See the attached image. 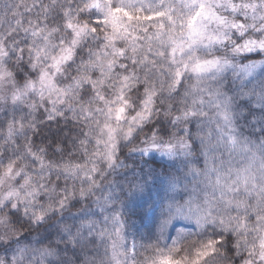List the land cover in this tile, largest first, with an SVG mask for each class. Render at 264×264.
<instances>
[{
    "label": "snow or ice",
    "instance_id": "6c2138e0",
    "mask_svg": "<svg viewBox=\"0 0 264 264\" xmlns=\"http://www.w3.org/2000/svg\"><path fill=\"white\" fill-rule=\"evenodd\" d=\"M3 7L5 16L10 12L14 20L8 32L0 34V84L12 80L14 87L11 96L4 100L11 111L0 121V142L12 146L17 156L25 151L42 169L44 149L33 148L28 143L29 136L39 135L57 123L66 115L65 109L72 113L73 121L83 122L87 128L84 136L92 138L98 148L103 146L111 167L117 162L119 138L132 137L136 127L153 115L158 83H167L169 92H175L182 86L185 74L190 72L196 77L192 87L195 94L200 91L202 78L209 74L238 67L239 74L247 79L264 68V60L234 66L228 60L204 59L198 54L201 47L227 43L236 34L239 39L233 45L235 54L259 56L264 53V0H83L75 14L71 9L58 10L56 0L49 4L20 0L16 5L5 3ZM89 17L93 19H87ZM61 31L70 37L69 41L57 39ZM250 33L258 35L253 37ZM89 35L102 36V39L89 49L76 71L68 75V69L77 61L81 43ZM26 57L39 75L35 80L28 79L17 85L10 70L12 61L22 62ZM136 91L142 93L139 110L125 127ZM243 95L251 97L253 93ZM33 97L40 103L34 102ZM206 103L216 109L211 121L215 125V136L211 129L198 133L205 146L206 166L203 170L190 169L189 174L199 180L191 188L188 199L169 204V217L160 231L166 232L176 219L190 222L201 232L212 225H219L221 231L206 240L191 243L196 233L180 229L175 238L163 246H144L153 250L145 264H206L223 246L224 240L216 237L223 236L224 232L230 234L229 251L239 255L237 264H264V143L254 144L236 135L233 98L220 89L210 93L207 101L193 95L191 107L177 115L176 121L207 117L206 111L199 110ZM256 104L264 109V94L256 95ZM38 111L39 118L35 117ZM44 117L46 124L41 125L38 119ZM252 123L264 124V115L254 118ZM21 137L25 141L23 146ZM80 144L87 153L88 140L81 139ZM145 145L142 152L158 151L169 159H175L180 151L186 157L190 155L191 145L183 139L162 144L153 135L151 142L145 141ZM220 146H226L230 155L235 154L239 163L230 161L225 167L221 162L218 167ZM80 168L81 165L71 162L63 165L64 171L73 175ZM14 173L23 175L24 169L12 159L0 180L12 178ZM85 175L92 179L88 173ZM30 182L28 177L25 185ZM169 185L172 191L181 189L179 178L170 180ZM13 195L19 193L9 192L7 198ZM80 195L83 197L85 193L81 191ZM66 199L67 196L60 201L61 206ZM36 219L42 221L44 213ZM118 221L120 218L114 216L113 223ZM93 228L91 220L81 223L82 230ZM80 236L81 232L77 231L73 241ZM100 236H104L103 231ZM117 236L123 240L119 233ZM189 243L191 246L186 247ZM27 251L21 249L19 257L23 259ZM35 251L42 262L56 255L55 249L50 247ZM131 251L135 256V243ZM124 254L113 241L112 264H121Z\"/></svg>",
    "mask_w": 264,
    "mask_h": 264
},
{
    "label": "clouds",
    "instance_id": "9594fccd",
    "mask_svg": "<svg viewBox=\"0 0 264 264\" xmlns=\"http://www.w3.org/2000/svg\"><path fill=\"white\" fill-rule=\"evenodd\" d=\"M19 2L20 0H0V34L7 33L14 20L10 12L5 16L3 5H16ZM25 2L30 4L32 0ZM40 2L49 4L51 0ZM82 4L83 0H56L58 10L71 9L74 14ZM250 35L255 37L258 33ZM57 39L69 41L70 37L61 31L57 34ZM101 39L102 36L89 35L81 43L77 61L68 69V75L76 71L80 61L88 56L89 49L94 48ZM237 39L238 34L231 36L227 43L216 44L211 48L201 47L198 54L204 59L228 60L234 66L264 60V53L259 56L235 54L233 45ZM10 70L17 85L28 79L35 80L39 75V71L32 68L27 57L22 62L13 60ZM195 81L196 77L192 73H186L182 86L175 92H169L167 83H158L159 94L155 100L153 115L142 126L136 127L132 137L119 138L117 162L111 167L105 159L103 146L98 148L92 138L84 136L87 128L83 122L73 121L72 113L66 109V115L57 123L48 126L39 135L29 136L28 143L33 148L37 151L42 147L44 149L43 169L25 151L17 156L12 146L0 142V176H3L12 159L16 160L19 168L24 169L23 175L14 173L12 178L0 180V264H112L113 241L125 253L120 258L121 264H145L146 257L151 256L153 250L144 246H163L174 239L180 229L196 233L191 243L206 240L219 233V225L209 226L201 232L182 219L172 221L166 232L160 231L163 222L169 217V204L182 203L188 199L191 188L199 180L189 174L190 169L197 167L203 170L206 166L205 146L198 133H206L211 129L215 136V125L211 121L216 109L207 103L199 109L206 111L207 117L199 116L187 121H176L175 117L191 107L193 95L202 96L207 101L210 93L220 89L233 98L236 135L254 144L264 143V124L252 123L254 118L264 115V109L258 108L256 104V95L264 94V68L247 79L239 74L238 67L227 68L223 73L209 74L202 78L200 91L194 94L192 87ZM13 87L12 80L0 84V121L5 119L6 112L11 111L10 105L4 103V100L11 96ZM244 92H251L253 95L246 97ZM141 95V91L133 94L134 104L129 111V120L124 122L125 127L139 110ZM32 99L40 103L37 97ZM40 116L38 111L35 117ZM38 123L46 124V117L38 119ZM153 135L162 144L186 140L191 145L190 155L186 157L180 151L175 159H169L158 151L142 152L141 149L146 146L145 141L151 142ZM81 139L88 140L87 153L81 148ZM24 144L21 137L20 145ZM96 152L101 154L95 155ZM230 161L239 163L236 155H230L226 146L218 147L217 166L223 162L227 167ZM69 162L81 165L74 175L63 169V165ZM28 177L31 182L25 185ZM173 178H179V191H172L170 188L169 181ZM13 191L19 195L7 198L9 192ZM81 191L85 193L83 197L80 195ZM30 192L32 195H29ZM66 196V203L61 206L60 201ZM41 213H44V219L38 221L36 217ZM114 216H118L120 221L113 223ZM87 220L94 222L91 231L81 229V223ZM66 228L68 231H65ZM77 231L81 232V236L73 241L72 237ZM101 231L104 232L103 237L100 236ZM117 233L123 237L122 241ZM229 235L224 232L223 236L216 237L224 240V244L206 264H237L239 255L229 251ZM235 239L233 235L232 240ZM133 243L136 245L135 256L131 251ZM191 243L186 247H190ZM45 247L55 249L56 255L42 262L35 250ZM21 249H28L23 259L19 257Z\"/></svg>",
    "mask_w": 264,
    "mask_h": 264
}]
</instances>
